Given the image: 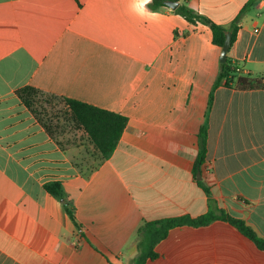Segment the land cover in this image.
<instances>
[{"label":"crops","instance_id":"0c3cea01","mask_svg":"<svg viewBox=\"0 0 264 264\" xmlns=\"http://www.w3.org/2000/svg\"><path fill=\"white\" fill-rule=\"evenodd\" d=\"M249 1L179 5L229 27ZM149 5L158 16L141 18L130 0H0V264H130L146 222L210 210L264 237V0L228 54L263 87L220 85L212 102L221 48L211 29ZM25 86L127 117L111 157L100 162L82 130L51 137L17 97ZM51 181L78 226L45 190ZM155 251L146 264H264V250L223 220L171 229Z\"/></svg>","mask_w":264,"mask_h":264},{"label":"trees","instance_id":"16d2710c","mask_svg":"<svg viewBox=\"0 0 264 264\" xmlns=\"http://www.w3.org/2000/svg\"><path fill=\"white\" fill-rule=\"evenodd\" d=\"M180 1L181 0H152L149 7L152 10H158L162 7H166L167 2ZM254 2L255 0H250L229 27L215 23L184 3L180 4L175 9V12L190 23H201L208 26L212 31L213 44L222 49L228 32L232 34L231 46H233L240 29V22ZM220 85H225L227 87L234 86L244 90L263 87L259 79L243 74L240 67L232 61L229 55L227 57V62L220 65V71L210 96V102L213 100L214 90ZM16 95L23 105L28 108L36 121L54 139H58L57 136L59 134L57 133L60 132V129H64L66 125L61 126L59 122L56 123L54 121V119L59 118V114L56 116L52 115L53 117L51 114L56 102L63 103L65 108V122L72 124L76 129L82 130L86 134L89 143L93 146V155L96 156L100 162L108 160L114 153L128 124V118L123 115L78 100L49 94L32 86H25L18 89ZM59 143L61 146H64L63 142ZM198 146L199 152L195 163V174L202 171V168L206 164L208 152V130L206 126L199 132ZM199 184L210 196V189L202 181H199ZM44 188L47 193L63 204L69 217L78 226L75 208L67 201V195L63 184L59 181H51L46 183ZM217 220L231 223L243 236L255 243L259 249L264 250V237H259L244 220L234 218L223 210H210L207 214L198 218L182 216L146 222L137 231L136 243L138 252L130 264H146L149 259H155L157 257L155 247L168 236L171 229L181 226H207Z\"/></svg>","mask_w":264,"mask_h":264},{"label":"rangeland","instance_id":"374dc122","mask_svg":"<svg viewBox=\"0 0 264 264\" xmlns=\"http://www.w3.org/2000/svg\"><path fill=\"white\" fill-rule=\"evenodd\" d=\"M64 104L60 103V102H56L54 104V109L52 111V115H58L59 114V118L54 119V121L56 123L59 122V124H61V126H65L64 129H60V132H58L57 134H59L57 137L58 139H62V140H73L75 137H81L83 135H81V131L76 129L72 124L66 123L65 119H64ZM62 113V114H61ZM54 116V117H55ZM53 117V116H52ZM73 143V142H72Z\"/></svg>","mask_w":264,"mask_h":264},{"label":"clouds","instance_id":"9594fccd","mask_svg":"<svg viewBox=\"0 0 264 264\" xmlns=\"http://www.w3.org/2000/svg\"><path fill=\"white\" fill-rule=\"evenodd\" d=\"M152 0H130L131 9L143 19H151L159 15L157 12H152L148 9V5Z\"/></svg>","mask_w":264,"mask_h":264},{"label":"water","instance_id":"95a60500","mask_svg":"<svg viewBox=\"0 0 264 264\" xmlns=\"http://www.w3.org/2000/svg\"><path fill=\"white\" fill-rule=\"evenodd\" d=\"M166 5L170 8H172L173 10H175L178 6H179V2H167ZM231 38H232V34L231 32H228L226 34V40L225 43L221 49V56H220V62L221 64H224L227 62V57L231 48ZM197 177L200 180L201 179V173L198 172L197 173Z\"/></svg>","mask_w":264,"mask_h":264}]
</instances>
